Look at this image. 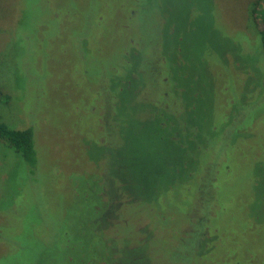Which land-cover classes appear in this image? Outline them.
I'll return each mask as SVG.
<instances>
[{"label": "rangeland", "instance_id": "rangeland-1", "mask_svg": "<svg viewBox=\"0 0 264 264\" xmlns=\"http://www.w3.org/2000/svg\"><path fill=\"white\" fill-rule=\"evenodd\" d=\"M255 1L0 0V122L37 158L0 140V264H112L100 195L157 231L117 264H264Z\"/></svg>", "mask_w": 264, "mask_h": 264}, {"label": "trees", "instance_id": "trees-1", "mask_svg": "<svg viewBox=\"0 0 264 264\" xmlns=\"http://www.w3.org/2000/svg\"><path fill=\"white\" fill-rule=\"evenodd\" d=\"M260 0L255 1V4L252 8V14L255 15V18L261 20L262 22V28L259 30V36L261 39V47H262V53H264V7L261 10H258V5ZM160 105H164L163 103ZM0 140L4 141L6 144L14 148L18 153L21 154L23 159L28 162L30 165L35 167L36 163V150H35V144H34V132L32 128H26V129H14L11 128L9 125L0 122ZM127 189V188H126ZM124 190V194L121 196L122 202L126 204H133L137 205L138 202H141L138 200L136 196L132 194V191ZM100 206L98 208H95V212L97 213V216H100V218L103 220L102 225L100 226V236L102 240H105V236H107L109 239L105 240L107 241V246L109 253L111 255L112 264L120 263L118 260L123 259V257L128 258L127 256H119L123 252V247H126V250H129L131 252H134V249L137 246L140 247H148L149 242L154 237L153 235L156 234V230L154 228H150V225H148L149 229L146 231V229L142 228L143 224L140 225L138 222L135 224V229L133 233H129L127 236H123L122 233H120V227L123 225V223H127L125 221L124 215L120 214H110L111 208L109 207V204L107 206H104V198L103 195H100ZM107 200V199H106ZM109 200V199H108ZM109 202L113 203L112 200H109ZM103 205V206H102ZM204 221L201 220V217L197 221H190L192 225L198 224L199 222ZM105 222V223H104ZM192 229L188 233V237L184 236L183 231H179V241L177 244L179 245H186L188 242L193 240V237L199 236L200 238L208 237L209 233L206 231V228L204 231L199 228H194V226L189 227ZM196 229V230H195ZM116 233H112L107 235L111 231H116ZM150 230V231H149ZM136 236V237H135ZM136 238L137 243L131 244L130 241L124 242L123 246H120L118 243V239H129L133 240ZM121 241V240H120ZM154 254V253H153ZM144 256H146L144 254ZM153 259V257H152Z\"/></svg>", "mask_w": 264, "mask_h": 264}]
</instances>
